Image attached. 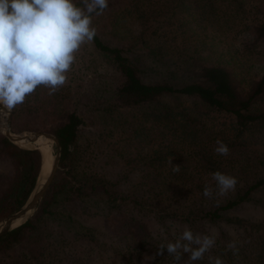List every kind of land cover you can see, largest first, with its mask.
I'll return each mask as SVG.
<instances>
[{
	"label": "trees",
	"instance_id": "obj_1",
	"mask_svg": "<svg viewBox=\"0 0 264 264\" xmlns=\"http://www.w3.org/2000/svg\"><path fill=\"white\" fill-rule=\"evenodd\" d=\"M93 25L89 43L116 72L94 92L101 128H82L62 89L12 108L17 129L22 114L51 119L23 128L54 133L61 155L33 216L0 236V264H264V216L233 213L264 204V0H109ZM40 160L0 132V218L25 202ZM216 171L235 189L217 195ZM186 226L215 234L204 258L158 254Z\"/></svg>",
	"mask_w": 264,
	"mask_h": 264
},
{
	"label": "clouds",
	"instance_id": "obj_2",
	"mask_svg": "<svg viewBox=\"0 0 264 264\" xmlns=\"http://www.w3.org/2000/svg\"><path fill=\"white\" fill-rule=\"evenodd\" d=\"M108 2L0 0V106L12 109L23 104L40 86L48 88L50 95L64 86L79 49L97 34L93 16L102 14ZM217 145L216 154H229L226 144L217 140ZM171 160L167 162L172 165ZM179 170V166H173V171ZM211 175L217 195L227 194L238 183L236 177L220 171ZM203 195L212 198V188L205 186ZM215 243V234L201 235L186 226L174 242L161 244L158 254L166 249L179 262L187 253L189 261L195 262L202 260ZM237 243L233 240L227 245L233 254L238 252ZM214 264L224 261L216 257Z\"/></svg>",
	"mask_w": 264,
	"mask_h": 264
},
{
	"label": "rangeland",
	"instance_id": "obj_3",
	"mask_svg": "<svg viewBox=\"0 0 264 264\" xmlns=\"http://www.w3.org/2000/svg\"><path fill=\"white\" fill-rule=\"evenodd\" d=\"M115 75H116V72L114 71V69L108 63H106L103 59L100 58V56L92 49V46L90 43L84 44L79 49L78 53L76 54V61L73 64L70 72L68 73V81L64 86L60 87L59 89L60 90L62 89L61 94L62 96L65 95V99H67L68 97L71 98L70 105L72 108H75L78 114L83 118L82 128H84L85 130L96 131L101 128L100 121L102 120V118H101V115L99 114V111H97L98 102L96 103V100L94 98L95 97L94 92L101 85L104 79L114 78ZM98 82L99 84L97 85ZM38 89L40 90L42 89V93L46 92V95L50 97L52 96V94L51 95L49 94L48 88L40 86L38 87ZM6 115L7 113H5V111L0 108V132L1 133H2V128L4 126V123H5ZM18 118H19V122L21 123V126H20L21 129H17L15 126L11 125V118H10V127L13 131L21 132V133L32 131V130H41V129L23 128L26 122L27 123L32 122L33 118H34V121H33L34 123H43L45 121L49 123L52 121L51 119H48L43 113H37L34 116L22 114ZM121 135L122 134H116V133L114 135V138H117L118 140H120L118 144L122 143L123 139H120V137H122ZM52 146L54 149V145ZM257 148H259V150L264 151V144L257 145ZM124 154H126V152ZM122 161H125V159H121V160L119 159L118 161H113L111 158L112 163L110 164V167L112 169L113 174L124 172L123 171L124 166H123ZM129 164L131 165L132 161H130L127 164V166ZM0 169L7 170L8 165L0 163ZM185 173L186 175L187 174L189 175L193 173V170H189L188 172H185ZM127 174L129 175L124 178V183H123L124 185L129 184L133 180L130 176L136 178L135 175H131L133 174L131 172ZM233 213L248 215L252 218H260L264 216V204H257L256 206L246 205L242 209L233 210ZM90 218H93V217H90ZM111 259L112 257L103 258V260L108 261V263H110ZM99 260H100L99 262L103 264L102 262L103 260L101 259Z\"/></svg>",
	"mask_w": 264,
	"mask_h": 264
},
{
	"label": "water",
	"instance_id": "obj_4",
	"mask_svg": "<svg viewBox=\"0 0 264 264\" xmlns=\"http://www.w3.org/2000/svg\"><path fill=\"white\" fill-rule=\"evenodd\" d=\"M2 110H5L7 115L5 118V123L2 128V133L15 144L28 147V148H37L40 151V167L35 180V183L25 200V202L20 205L17 209L10 212L9 214L0 218V236L7 233L14 227L22 224L28 220L37 210L47 188L51 184L57 168L59 166V159L61 155V144L59 139L55 136L54 133L45 131V130H32L28 132H15L10 127V118H11V109H7L3 106H0ZM40 136H44L48 140V147L46 152L43 151L39 146L33 144L32 142L36 141ZM22 139H27L26 143L23 144L20 142ZM54 145V149L53 146ZM49 157L50 167L48 170H45V160Z\"/></svg>",
	"mask_w": 264,
	"mask_h": 264
},
{
	"label": "bare ground",
	"instance_id": "obj_5",
	"mask_svg": "<svg viewBox=\"0 0 264 264\" xmlns=\"http://www.w3.org/2000/svg\"><path fill=\"white\" fill-rule=\"evenodd\" d=\"M5 111V110H4ZM6 113V111H5ZM20 142H22L23 144H29L26 143L27 139H22ZM33 144H36L37 146H39L43 151L46 152L47 147H48V140L44 137V136H40L36 141L32 142ZM49 157L46 158L45 160V170H48L50 167V159H48Z\"/></svg>",
	"mask_w": 264,
	"mask_h": 264
}]
</instances>
